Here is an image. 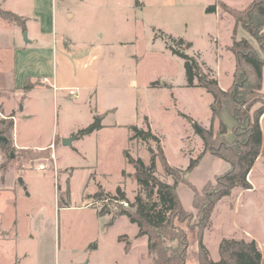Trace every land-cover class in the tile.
Segmentation results:
<instances>
[{
	"label": "rangeland",
	"instance_id": "1",
	"mask_svg": "<svg viewBox=\"0 0 264 264\" xmlns=\"http://www.w3.org/2000/svg\"><path fill=\"white\" fill-rule=\"evenodd\" d=\"M253 1L178 0V7L167 9L154 18L156 27H152L150 18L143 15L146 18L144 24L131 26L129 31L116 38L127 44L138 40L135 42L139 52V111L142 116L150 117L152 131L161 138L167 161L173 168L185 171L191 159L198 158L203 151L204 145L195 125L210 129L214 99L203 88L186 87L185 61L173 56L162 37L155 39V35L158 33L160 36L162 32L192 43L188 53L197 56L206 71L219 81L223 89H227L232 83L236 65L233 54L228 50L233 39L246 38L256 43L240 26L234 33L235 21L228 14L221 10L208 14L206 10L218 2L243 10ZM8 25L0 18V47H11L13 44L14 40L6 34L9 32L2 29H9ZM154 83H161V86L154 87ZM66 99L65 102L57 99L51 92L17 107L22 141L28 143L34 140L31 144L39 145L47 140L54 127L60 131L75 124L86 126L91 122L89 105L84 106L69 97ZM24 106L26 112L23 113ZM29 114L34 116L26 120ZM0 117L3 118L1 114ZM221 119L229 128L227 138L232 139V117L224 110ZM144 123V129H147L149 122L144 120ZM218 126L219 121H216L215 130ZM261 127L264 143V119ZM130 137L128 129L105 127L76 145L82 154L68 147L61 148L57 152L58 161L52 153L38 160L23 159L18 154L20 149L15 147L8 158L18 171L25 174L26 186L18 181L14 187L0 189V264H14L16 259L18 264H150L147 237L135 242L134 251L129 256L125 254L124 245L118 242V237L131 235L138 227L126 218L111 225L115 221L114 214L119 211L115 204L110 206L112 212L104 216H98L96 212L100 205L82 207L94 203L93 200L84 201L82 196L89 197L99 189L115 195L116 190L121 188L129 202H134L141 188L128 176L135 170L126 163L124 151L130 149L135 158H141L150 166L151 152L156 151V143L142 140L130 142ZM41 165H45L46 169L40 170ZM70 167L74 168L73 172L66 170ZM228 169L229 163L207 158L201 160L186 179L200 191L208 181ZM124 171L126 177L122 176ZM155 175L163 182L174 184L173 178L166 176L160 163H157ZM88 178L90 182L86 187ZM249 181L253 185L252 190L237 188L231 196L220 200L214 209L211 226L204 237L214 260L219 259L218 249L223 238L255 240L264 256V157L257 160ZM212 187L209 195L213 197L217 187L214 180ZM178 191L185 209H189L192 188L187 182L180 183ZM59 196L60 205L71 208L59 209ZM142 196L146 198L144 192ZM32 219L35 220V228L33 237H30ZM198 222L196 210L187 219H175V224L188 239L189 264L198 261ZM13 228L14 232L11 231ZM1 231H5V241Z\"/></svg>",
	"mask_w": 264,
	"mask_h": 264
},
{
	"label": "trees",
	"instance_id": "2",
	"mask_svg": "<svg viewBox=\"0 0 264 264\" xmlns=\"http://www.w3.org/2000/svg\"><path fill=\"white\" fill-rule=\"evenodd\" d=\"M223 13L231 16L235 21L234 33L238 26L242 27L256 45L246 38L233 39L228 50L235 58V70L232 75V83L227 89L220 86L219 81L206 71L204 65L197 56L188 53L192 43L185 39H176L164 33L155 35V39L162 37L167 50L178 58L185 61V71L188 88H203L213 96L212 122L210 129L202 128L198 133L203 142V151L196 159H191L188 168L183 171L173 168L167 161L162 141L153 133L151 126L147 129L138 126L128 127L131 132L130 142L134 140L153 141L156 143V151L152 150L151 165H146L141 158H135L130 149L124 151L127 164L134 168L130 176L141 188L140 193L130 203L126 192L121 188L116 190L115 195L107 194L102 202L103 208L98 212L100 216L110 214L111 205L115 204L117 211L114 220L122 216L137 225L138 234L136 239L147 237V256L150 264H189V243L185 233L175 224V219H187L191 216L182 204L178 193L180 183H188L194 193L193 207L198 212L197 243L198 261L196 264H264V256L255 240L247 241L237 238H223L220 242L218 253L219 259H212L204 242L206 231L211 226V218L217 203L225 197L231 196L233 190H252L253 185L249 176L255 167L257 160L264 157L263 131L261 118L264 115V0H254L243 10H237L224 2H218L207 8L208 14ZM0 18L14 24L26 31L25 21L18 15L3 9L0 6ZM33 84L27 81L23 87L25 92L33 88ZM154 87L161 83H154ZM166 87L167 86L165 85ZM258 105V108H255ZM226 112L232 117L234 124L231 129L232 139H228L229 128L221 119V113ZM185 116V115H184ZM191 119V118H190ZM104 117L96 115L94 121L84 129L79 130L76 138H84L103 128ZM146 121L147 118L145 119ZM219 121L218 129L215 130V122ZM196 126V125H195ZM15 121L13 115L6 118L0 117V151L3 152L5 163L2 169L7 170L14 166L8 158V154L15 150L14 145ZM206 153L229 163L226 173L215 177L217 187L214 196L209 195L213 188V181H209L199 191L186 179L201 162ZM20 158L38 160L49 157L50 149L35 151L32 149H20ZM157 163H160L166 176L172 177L174 184L161 181L156 175ZM126 177V171L122 174ZM146 194V198L142 193ZM95 198L101 197V191L96 193ZM61 197H58L59 208L69 207L60 205ZM108 203H104L105 201ZM126 201L128 208L122 207L119 202ZM111 222L110 224H112ZM109 224V225H110ZM118 242L124 244V250L129 253L132 242L127 235L119 236ZM16 261L14 264H18Z\"/></svg>",
	"mask_w": 264,
	"mask_h": 264
},
{
	"label": "crops",
	"instance_id": "3",
	"mask_svg": "<svg viewBox=\"0 0 264 264\" xmlns=\"http://www.w3.org/2000/svg\"><path fill=\"white\" fill-rule=\"evenodd\" d=\"M0 6L20 16L26 26V31L9 23V29L2 27L14 41L11 47H0V114L4 118L13 115L15 147L35 151L50 149L58 161L57 152L61 148L68 147L82 154L76 145L98 134L105 127L125 130L135 125L144 129L143 122L147 118L152 129L150 117L142 116L139 111V52L135 42L138 40H131L127 44L116 38L129 31L131 26L144 24L145 15L150 18L152 27H156L154 18L167 9L178 7V0H0ZM25 32L28 42L24 40ZM114 32L116 34H110ZM27 81L34 85L29 92L23 89ZM71 91L76 96H71ZM51 92L55 98L64 102L69 97L84 106L89 105L91 122L86 126L75 124L60 131L54 127L47 140L39 145L31 144L34 140L23 142L18 128L17 107ZM96 115L104 117L103 128L84 138H76L75 134L89 126ZM33 116L29 114L26 120H31ZM263 119L264 115L261 124ZM67 138H74L72 147L62 145V140ZM51 145L55 148L51 149ZM207 158L215 160L217 157L206 153L202 160ZM4 163V154L0 151V189L14 187L18 181L26 186L23 179L25 174L12 165L7 170L2 169ZM66 170L73 172L74 168ZM89 182L90 178L86 187ZM100 191L101 197L97 200L94 196ZM107 194L99 189L89 197L82 198L87 202H99ZM193 199L194 193L191 207L186 209L188 212L194 210ZM88 204L82 207H88ZM102 208L103 205H100L96 209L97 214ZM124 218L127 219L125 216L115 219L111 225ZM34 221L32 219L30 223V237H33ZM11 231L14 232V228ZM1 234L5 235V231H1ZM137 234L138 228L133 234L127 235L132 242L131 251L125 252L127 256L134 251L135 242L143 238L136 239ZM2 239L5 241L6 238L3 236Z\"/></svg>",
	"mask_w": 264,
	"mask_h": 264
},
{
	"label": "built area",
	"instance_id": "4",
	"mask_svg": "<svg viewBox=\"0 0 264 264\" xmlns=\"http://www.w3.org/2000/svg\"><path fill=\"white\" fill-rule=\"evenodd\" d=\"M70 95H71V96H76V94H75L74 92H72V91L70 92ZM50 148H51V149H54L55 146H54V145H51ZM52 157L55 158V155L52 154ZM39 169H40V170H45V169H46V168H45V165H41V166L39 167ZM104 203H108V201L106 200ZM119 204H120L122 207H124V208H128V207H129V204H128V202H126V201H121V202H119ZM94 205H104V204H103L102 201H99V202L89 203V204H88V207H89V206H94Z\"/></svg>",
	"mask_w": 264,
	"mask_h": 264
},
{
	"label": "water",
	"instance_id": "5",
	"mask_svg": "<svg viewBox=\"0 0 264 264\" xmlns=\"http://www.w3.org/2000/svg\"><path fill=\"white\" fill-rule=\"evenodd\" d=\"M24 39H25L26 42H28V38H27V33L26 32L24 33ZM195 127H196V130H197L198 133H202V128L201 127H199L198 125H196ZM0 140L4 141V138L0 136ZM73 140H74V138L63 139L62 140V144L65 145V146L72 147Z\"/></svg>",
	"mask_w": 264,
	"mask_h": 264
}]
</instances>
